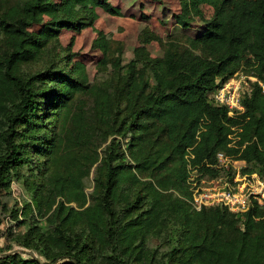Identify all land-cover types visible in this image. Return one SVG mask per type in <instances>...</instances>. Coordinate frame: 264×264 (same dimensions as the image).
<instances>
[{
  "label": "trees",
  "instance_id": "1",
  "mask_svg": "<svg viewBox=\"0 0 264 264\" xmlns=\"http://www.w3.org/2000/svg\"><path fill=\"white\" fill-rule=\"evenodd\" d=\"M75 1L0 0V196L10 172L32 164V200L48 228L30 229L24 243L46 263L11 254L0 264H264V207L197 212L186 185L190 167L217 175L220 151L264 174L262 89L237 117L211 101L238 72L264 83V0H190L215 10L201 35L155 63L131 60L106 82L86 84L80 64L72 75L24 74L62 30L81 31ZM88 1L114 13L109 0ZM53 10L64 19L33 34L38 14ZM40 99L55 118L47 138L33 122Z\"/></svg>",
  "mask_w": 264,
  "mask_h": 264
},
{
  "label": "rangeland",
  "instance_id": "2",
  "mask_svg": "<svg viewBox=\"0 0 264 264\" xmlns=\"http://www.w3.org/2000/svg\"><path fill=\"white\" fill-rule=\"evenodd\" d=\"M54 1L60 3L62 0ZM109 1L114 13H108L88 0L72 2L71 9L75 21L82 27L81 31L62 30L59 40L51 44L41 60L23 67L24 74L35 76L51 67L72 75L76 65L80 64L84 69L81 77H85L86 84L106 82L131 60L155 63L165 56L170 47L178 50L187 47L189 39L205 31L215 12L208 4L200 5L198 12L190 6V0ZM61 19L64 16L58 10L39 13L31 31L38 36L47 26ZM39 87L42 88L40 93L47 91L45 87ZM47 103L40 99L33 117L38 128L46 127L39 133L42 138L50 135L47 128L51 129L55 121ZM28 149V156L36 160L31 145ZM31 165L12 170L10 186L1 192L5 209L0 212V257L18 254L24 259L36 258L46 263L47 260L36 251L35 246L24 245L32 243L35 236L30 229L42 233L48 229L46 217L40 215L32 200L34 193L29 185L36 183L37 179L30 170ZM28 205L32 211L26 215L18 212L17 217L16 211L27 210L30 208Z\"/></svg>",
  "mask_w": 264,
  "mask_h": 264
},
{
  "label": "built area",
  "instance_id": "3",
  "mask_svg": "<svg viewBox=\"0 0 264 264\" xmlns=\"http://www.w3.org/2000/svg\"><path fill=\"white\" fill-rule=\"evenodd\" d=\"M211 94L214 105L227 109L231 117L245 112L244 99L251 96L256 88L264 92V83L256 76L236 73L221 82ZM230 138L235 142L236 135ZM246 163L237 160L224 151L216 154L217 175L201 172L190 167L186 180L191 206L197 211L223 209L232 214L245 215L253 208L264 207V174L244 173ZM263 221L264 218L258 219Z\"/></svg>",
  "mask_w": 264,
  "mask_h": 264
}]
</instances>
